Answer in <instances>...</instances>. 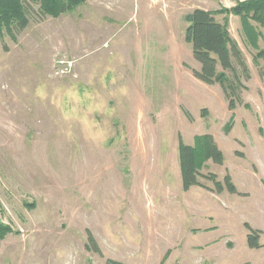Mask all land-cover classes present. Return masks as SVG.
Segmentation results:
<instances>
[{"label":"rangeland","instance_id":"obj_1","mask_svg":"<svg viewBox=\"0 0 264 264\" xmlns=\"http://www.w3.org/2000/svg\"><path fill=\"white\" fill-rule=\"evenodd\" d=\"M245 1L86 0L56 17L32 4L24 30L0 31V264H264V26L248 21L252 45L232 11ZM196 8L250 69L233 110L193 75ZM204 134L224 163L200 172L238 193L183 189L180 137Z\"/></svg>","mask_w":264,"mask_h":264},{"label":"trees","instance_id":"obj_2","mask_svg":"<svg viewBox=\"0 0 264 264\" xmlns=\"http://www.w3.org/2000/svg\"><path fill=\"white\" fill-rule=\"evenodd\" d=\"M86 0H0V31L7 29L11 33L16 28L24 30L29 24V6L37 4L43 17H56L73 11ZM233 13L240 15L248 39L256 45L258 31L249 20H254L264 26V0H249L233 7ZM187 27L185 41L191 45L194 59L201 68L193 69V75L200 81L213 85L219 83L230 110L242 103V91L247 88L245 80L251 77L250 69L243 58V54L235 40H233L225 24L219 22L213 12L203 8H196L185 16ZM260 56H264L261 51ZM187 117L192 119L189 112ZM180 170L183 189L188 191L193 186H200L217 193L227 189L230 193H238L230 174L224 182L218 180L217 174L204 175L200 172L203 160L211 159L216 164L224 163V154L218 147L211 134L197 136L193 145L186 144L180 137L179 143ZM205 177L215 183V188L203 184L199 178ZM248 245L250 248H260V230L253 229L248 223ZM9 232V229L0 222V239ZM87 246L95 252L100 249L92 235L88 232ZM107 264H124L123 262L108 259Z\"/></svg>","mask_w":264,"mask_h":264}]
</instances>
